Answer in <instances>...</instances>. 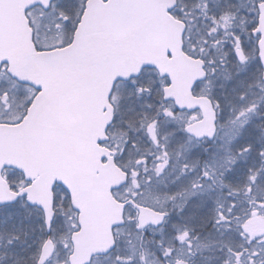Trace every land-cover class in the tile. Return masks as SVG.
<instances>
[{
  "label": "snow or ice",
  "instance_id": "snow-or-ice-1",
  "mask_svg": "<svg viewBox=\"0 0 264 264\" xmlns=\"http://www.w3.org/2000/svg\"><path fill=\"white\" fill-rule=\"evenodd\" d=\"M0 264H264V0H0Z\"/></svg>",
  "mask_w": 264,
  "mask_h": 264
}]
</instances>
